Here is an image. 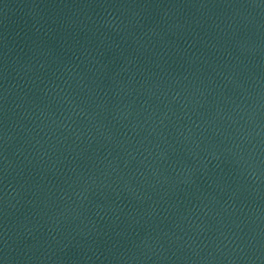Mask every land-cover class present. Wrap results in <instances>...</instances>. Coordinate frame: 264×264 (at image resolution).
<instances>
[{
    "label": "water",
    "instance_id": "95a60500",
    "mask_svg": "<svg viewBox=\"0 0 264 264\" xmlns=\"http://www.w3.org/2000/svg\"><path fill=\"white\" fill-rule=\"evenodd\" d=\"M0 264H264V0H0Z\"/></svg>",
    "mask_w": 264,
    "mask_h": 264
}]
</instances>
